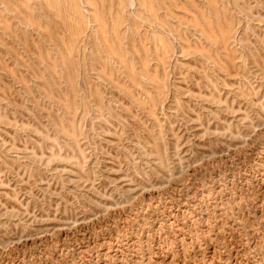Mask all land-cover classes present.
Segmentation results:
<instances>
[{"label": "rangeland", "instance_id": "1", "mask_svg": "<svg viewBox=\"0 0 264 264\" xmlns=\"http://www.w3.org/2000/svg\"><path fill=\"white\" fill-rule=\"evenodd\" d=\"M0 264H264V0H0Z\"/></svg>", "mask_w": 264, "mask_h": 264}]
</instances>
